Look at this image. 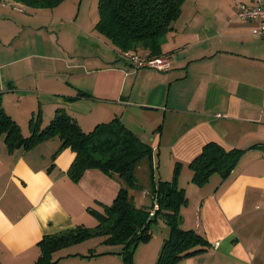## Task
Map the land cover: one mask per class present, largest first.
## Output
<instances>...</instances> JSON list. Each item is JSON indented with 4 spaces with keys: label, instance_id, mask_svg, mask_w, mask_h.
<instances>
[{
    "label": "crops",
    "instance_id": "crops-1",
    "mask_svg": "<svg viewBox=\"0 0 264 264\" xmlns=\"http://www.w3.org/2000/svg\"><path fill=\"white\" fill-rule=\"evenodd\" d=\"M2 1L1 103L22 133L37 115L47 125L58 108L84 131L118 118L152 150L135 169V203L150 205L153 183L175 180L185 194L181 228L208 241L175 264H264V38L252 33L260 21L235 17L234 6L251 0H184L161 44L165 70L134 67L96 30L97 8L84 0ZM211 142L243 152L226 176L198 184L190 163ZM60 144L54 136L10 149L0 136V264H32L44 235L95 227L92 210L123 185L99 168L72 179L74 152ZM162 229L138 243L133 264L156 262ZM112 249L120 258V246Z\"/></svg>",
    "mask_w": 264,
    "mask_h": 264
},
{
    "label": "trees",
    "instance_id": "trees-1",
    "mask_svg": "<svg viewBox=\"0 0 264 264\" xmlns=\"http://www.w3.org/2000/svg\"><path fill=\"white\" fill-rule=\"evenodd\" d=\"M42 5L52 6L60 0H35ZM184 0H98V19L95 28L107 37L122 52L148 51V55L161 54V44L173 22L179 17ZM86 95L85 93H80ZM29 135H24L18 123L4 110L0 94V136L8 148L28 149L38 142L57 136L61 147H69L74 158L69 165V176L77 180L89 168H99L106 173L116 174L123 181L116 197L102 211L93 209L98 222L89 228L77 225L74 229L57 234L44 235L38 242L39 255L32 264H58L54 252L72 243L81 242L92 236L102 237L108 245H120L118 251L124 264H132V254L140 242L151 238V222L161 217L169 227L154 264H175L182 258L203 251L208 241L192 229H183L179 224L180 206L185 194L175 180H158L153 183L151 202L154 198L158 208L149 214L148 206L137 205L133 194L139 188L135 169L140 160L151 159V147L141 141L118 118L97 124L92 130L84 131L75 118L63 108L56 109L53 118L41 126V116L29 121ZM243 150L224 149L217 143H207L191 161L193 181L205 182L209 175L218 172L226 176L235 166ZM113 248V247H112ZM108 248L100 253H112Z\"/></svg>",
    "mask_w": 264,
    "mask_h": 264
},
{
    "label": "rangeland",
    "instance_id": "rangeland-1",
    "mask_svg": "<svg viewBox=\"0 0 264 264\" xmlns=\"http://www.w3.org/2000/svg\"><path fill=\"white\" fill-rule=\"evenodd\" d=\"M89 5V8H97V0H84L83 7ZM139 172V171H138ZM139 175V174H138ZM166 225L162 222V218L151 222L150 229L154 236L157 237L162 233V228ZM162 226V227H161ZM167 226V225H166ZM181 227V226H180ZM154 239V238H153ZM154 241V240H153ZM142 243V242H140ZM162 245V244H161ZM120 245H108L102 242V237L92 236L81 242L72 243L57 250L55 257L58 258V264H124L122 255L116 258L109 253H100L103 250ZM122 246H120L121 248ZM77 252L75 255H67L68 253ZM139 252H136L135 258H138ZM134 252L132 254V264L134 263Z\"/></svg>",
    "mask_w": 264,
    "mask_h": 264
},
{
    "label": "built area",
    "instance_id": "built-area-1",
    "mask_svg": "<svg viewBox=\"0 0 264 264\" xmlns=\"http://www.w3.org/2000/svg\"><path fill=\"white\" fill-rule=\"evenodd\" d=\"M0 4H4V1L0 0ZM234 6L235 17L243 20L258 19L260 21V24L252 29V33L264 38V0H251L250 3L236 1ZM123 56L126 57L136 68L149 67L157 70H165L170 67V61L164 55L151 56L147 53L138 54L137 52L130 50L124 51ZM157 208L158 203L153 198L149 214L153 215Z\"/></svg>",
    "mask_w": 264,
    "mask_h": 264
}]
</instances>
